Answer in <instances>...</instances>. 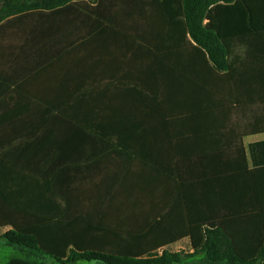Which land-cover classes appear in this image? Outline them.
<instances>
[{"label": "trees", "instance_id": "16d2710c", "mask_svg": "<svg viewBox=\"0 0 264 264\" xmlns=\"http://www.w3.org/2000/svg\"><path fill=\"white\" fill-rule=\"evenodd\" d=\"M89 1L0 0V25L91 19L62 23L54 92L0 115L4 264H264V141L244 145L264 133V0ZM182 238L192 254H154Z\"/></svg>", "mask_w": 264, "mask_h": 264}, {"label": "rangeland", "instance_id": "374dc122", "mask_svg": "<svg viewBox=\"0 0 264 264\" xmlns=\"http://www.w3.org/2000/svg\"><path fill=\"white\" fill-rule=\"evenodd\" d=\"M87 2H90L89 4L94 6L95 4H92L91 1L86 0ZM43 18V24H45L48 30L50 32H55L57 30V24H62L63 22L67 20H73L75 19L76 22L79 20L81 21H87L91 22V19L88 18L86 8L80 9L78 7H71L69 11H65V14L63 15H55V14H48L47 12H39V13H31L26 15H20L18 16V19L14 21V25L12 27L15 28V30H22L27 27V24H29L30 19H34L35 17ZM58 22V23H57ZM33 23V22H32ZM31 23V24H32ZM13 33V34H12ZM10 34H12L10 36ZM83 35L86 34V32L82 33ZM14 35V36H13ZM24 33L23 32H11L9 30V27H7L3 32L0 33V47L7 48L8 46H12L15 48H18V46L23 45L24 40ZM69 52V51H68ZM66 52L64 54L63 59L59 60L57 63L52 62L49 65L42 64L41 66L34 65L32 68H28L27 71H25L23 74H19V76L12 78V76H9V78L5 79V77L8 76V74L4 75V79L0 80V115H2L4 112L8 110H13L15 108V104L20 100H24L25 96L36 99L39 97V95L43 94L46 90H49L46 95L52 94L55 90L53 87L60 81L62 73L67 67L70 65L71 59L74 57L73 53L68 54ZM85 53V50L82 51ZM68 54V55H67ZM67 55V56H66ZM5 83L6 85L2 86L1 84ZM47 85L48 87H46ZM52 89V90H50ZM8 109V110H7ZM249 143V139L245 140V144L247 145ZM133 171L139 172L140 168L138 164H133ZM113 205H116L117 201H113ZM110 216V215H109ZM110 225L112 227L111 230L115 231L120 235L119 238H124L126 236V233L129 234V231L132 229V224H126L125 226L122 225V227H118V222L116 218L111 215L108 218ZM81 223H85L84 219H81ZM99 226V225H98ZM103 228H108L106 226H102ZM99 228V227H98ZM9 227H0V235L7 231ZM88 232L83 231L81 228L78 229L77 237L78 240L82 243H88L89 245H92V247H99L102 249H112V243L109 242V240L103 235V231L101 232L93 231L92 234H88ZM84 235V236H83ZM83 236V239L81 237ZM99 238L98 240L91 241L89 239ZM112 240V238H111ZM111 243V244H110ZM123 244V243H121ZM74 246L70 245L69 250L73 249ZM163 251H167L170 253H180L184 255H190L193 253V248L191 246L189 238H182L174 243L168 244L162 248H159L155 250L154 254L160 255ZM17 255V249H14L12 247H8L5 245L3 241H0V264H4L8 258L16 256ZM40 259L46 262L47 264H58L51 258H49L46 255H40ZM79 264H96V263H79ZM187 264H210L207 260L204 259H198V260H190Z\"/></svg>", "mask_w": 264, "mask_h": 264}, {"label": "crops", "instance_id": "0c3cea01", "mask_svg": "<svg viewBox=\"0 0 264 264\" xmlns=\"http://www.w3.org/2000/svg\"><path fill=\"white\" fill-rule=\"evenodd\" d=\"M17 19L18 16L10 17L0 25V33L9 27L11 32H23L25 34L22 46H18V48L8 46L6 49L0 47V80L4 79V75L6 74H8V76L5 77V79L9 78V76H12V78L17 77L19 74H23L28 68H32L34 65H49L52 57H55V59L60 57L58 60H61L66 53L61 51L63 49L55 47V45L59 44L60 39H63L62 37L66 34L63 30V26H61L63 24H61L60 21H58L59 23L57 22V30L55 32H50L48 26L45 27L46 25L43 24V18L38 16L34 19H30L29 24H27V27L25 29L23 28L22 31L18 29L15 30V28L12 29L14 21ZM12 34H10V36ZM58 60H56V62ZM64 73L65 70L63 71V74ZM61 80L62 76L59 81L60 84L62 83ZM45 86L48 87L47 85ZM246 139H249V143L264 141V133L249 136ZM245 140L244 145L247 147L249 143L246 145Z\"/></svg>", "mask_w": 264, "mask_h": 264}]
</instances>
